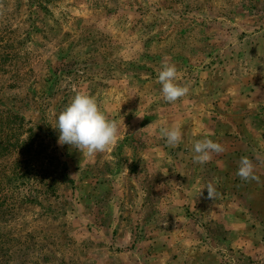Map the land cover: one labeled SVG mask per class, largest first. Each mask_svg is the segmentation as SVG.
<instances>
[{"label": "rangeland", "instance_id": "obj_1", "mask_svg": "<svg viewBox=\"0 0 264 264\" xmlns=\"http://www.w3.org/2000/svg\"><path fill=\"white\" fill-rule=\"evenodd\" d=\"M80 92L118 122L92 156L58 143ZM0 264H264V0H0Z\"/></svg>", "mask_w": 264, "mask_h": 264}, {"label": "clouds", "instance_id": "obj_2", "mask_svg": "<svg viewBox=\"0 0 264 264\" xmlns=\"http://www.w3.org/2000/svg\"><path fill=\"white\" fill-rule=\"evenodd\" d=\"M178 70L174 64L164 63L158 73L157 82L162 85L161 94L165 101L176 102L189 93V86L177 83ZM59 130L58 143L73 146L81 153L92 156L102 153L115 146L119 140V128L116 120H110L99 107L95 97L85 92L77 93L70 104L58 115L57 127ZM162 138L170 147L178 146L182 141V131L179 124L171 128L160 129ZM224 147L211 139L197 140L194 144L195 153L193 162L203 165L210 162L213 154H220ZM237 176L243 181L260 182L255 174V166L248 157H241ZM167 175V174H165ZM207 198L215 200L221 193L213 183L209 182L206 188Z\"/></svg>", "mask_w": 264, "mask_h": 264}]
</instances>
